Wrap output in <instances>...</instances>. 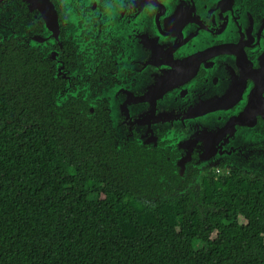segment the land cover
I'll list each match as a JSON object with an SVG mask.
<instances>
[{
    "label": "flooded vegetation",
    "instance_id": "obj_1",
    "mask_svg": "<svg viewBox=\"0 0 264 264\" xmlns=\"http://www.w3.org/2000/svg\"><path fill=\"white\" fill-rule=\"evenodd\" d=\"M27 69L49 123L69 147L95 131L114 179L196 196L207 176L264 177V0H0V71Z\"/></svg>",
    "mask_w": 264,
    "mask_h": 264
},
{
    "label": "trees",
    "instance_id": "obj_2",
    "mask_svg": "<svg viewBox=\"0 0 264 264\" xmlns=\"http://www.w3.org/2000/svg\"><path fill=\"white\" fill-rule=\"evenodd\" d=\"M11 73L0 71V264H264V177L207 176L196 196L126 184L95 131L69 147L49 123L44 74Z\"/></svg>",
    "mask_w": 264,
    "mask_h": 264
},
{
    "label": "water",
    "instance_id": "obj_3",
    "mask_svg": "<svg viewBox=\"0 0 264 264\" xmlns=\"http://www.w3.org/2000/svg\"><path fill=\"white\" fill-rule=\"evenodd\" d=\"M236 167L237 168H245L246 170H250V169L254 168L255 166H253V165H239V164H237Z\"/></svg>",
    "mask_w": 264,
    "mask_h": 264
},
{
    "label": "rangeland",
    "instance_id": "obj_4",
    "mask_svg": "<svg viewBox=\"0 0 264 264\" xmlns=\"http://www.w3.org/2000/svg\"><path fill=\"white\" fill-rule=\"evenodd\" d=\"M226 248H227V244H226V243H222V244L220 245L219 250H224V249H226Z\"/></svg>",
    "mask_w": 264,
    "mask_h": 264
}]
</instances>
